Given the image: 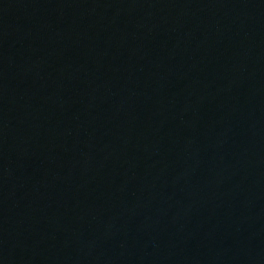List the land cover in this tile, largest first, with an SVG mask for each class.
Masks as SVG:
<instances>
[{
    "label": "water",
    "instance_id": "obj_1",
    "mask_svg": "<svg viewBox=\"0 0 264 264\" xmlns=\"http://www.w3.org/2000/svg\"><path fill=\"white\" fill-rule=\"evenodd\" d=\"M0 264H264V0H0Z\"/></svg>",
    "mask_w": 264,
    "mask_h": 264
}]
</instances>
